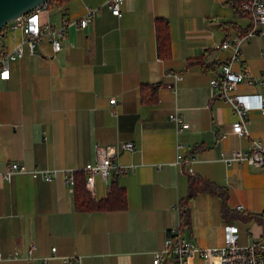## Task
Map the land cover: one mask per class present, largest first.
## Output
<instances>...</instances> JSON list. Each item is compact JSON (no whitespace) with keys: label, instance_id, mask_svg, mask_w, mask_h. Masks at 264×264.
I'll use <instances>...</instances> for the list:
<instances>
[{"label":"crops","instance_id":"crops-1","mask_svg":"<svg viewBox=\"0 0 264 264\" xmlns=\"http://www.w3.org/2000/svg\"><path fill=\"white\" fill-rule=\"evenodd\" d=\"M106 1L51 4L41 20L53 26L80 20L89 7L99 10L88 28L69 27L59 52L43 39L35 53L25 47L23 57L9 63L8 79L0 77V167L18 161L28 168L78 171L97 160L98 147H111L113 160L130 166L118 175L128 206L80 212L61 177L49 182L25 173L9 181L0 177V264H68L65 258L74 254L80 264H154L168 231L180 225L177 204L188 193L189 172L177 162L179 142L196 156L192 175L228 193L226 213L220 196L201 192L191 200V224L183 235L199 248L222 247L224 225L232 223L240 245L261 240L264 174L221 160V153L250 149V141L232 132L237 115L210 84L231 55L230 49L214 51V45L244 36L251 18L237 13L229 0H124L121 16L113 15ZM157 17L170 23V61L157 54ZM22 39L21 29L7 24L0 50ZM205 56L215 66L210 71L189 63ZM233 69L264 72V37L256 32L242 40ZM143 85L150 87L147 93L158 85L155 104L142 101ZM239 92L264 99V86L240 85ZM114 97L117 103L111 104ZM175 114L190 125L180 134ZM248 120L264 145V112L251 110ZM123 142H133L134 150L122 149ZM110 181L95 177L90 192L96 200L106 197ZM32 244L37 249L29 258ZM15 252L20 257L9 259ZM189 264L221 263L219 257L206 261L196 254Z\"/></svg>","mask_w":264,"mask_h":264},{"label":"built area","instance_id":"built-area-1","mask_svg":"<svg viewBox=\"0 0 264 264\" xmlns=\"http://www.w3.org/2000/svg\"><path fill=\"white\" fill-rule=\"evenodd\" d=\"M124 0H107L105 5L115 16L122 15V5ZM47 2L37 7L32 12L23 15L8 23L14 29H21L23 39L12 49L0 50V77L8 79L10 77L9 63L17 60L24 55V48L28 47L30 53H35L36 48L43 39H48L52 43L55 53L61 50L62 40L65 37L70 26L77 25L81 28H88L94 21L99 8H87L84 16L80 20L65 21L59 26H53L49 22L41 20V14L47 10ZM242 10L251 18L252 28L244 36H236L232 41L224 40L216 43L213 50H231V55L221 66L217 76L211 79L210 84L215 91V97L223 99L229 103L237 115V120L233 122L231 130L239 137H246L250 141V149L235 150L230 154L221 153V160L226 164L238 162L242 165L247 164L260 168L264 174V145L261 138L252 135L249 129L248 112L251 110H262L264 112V99L261 94L240 93V85L247 87H263L264 72L258 75L251 74L247 69L236 71L233 64L240 59L241 42L244 38L258 33L264 37V0H247L242 3ZM167 76L181 80L179 73L168 72ZM252 101H255L252 103ZM111 104L117 103V98L110 99ZM177 126V133H182L189 128V123L184 121L179 114L172 116ZM225 133L219 136V140L225 137ZM122 149L134 150L133 142H123ZM114 148L98 147L97 160L89 162L83 168L86 173V187L93 191V184L96 176H101L108 180L114 175L125 174L130 171V166L121 165L113 160ZM178 164L187 172L193 173V164L196 156L185 152V145L177 143ZM73 169L59 168H28L25 164L13 161L5 167H0V177L10 180L16 173H25L33 178L43 181H53L61 177L64 183L73 190L75 184V172ZM239 211L244 210L243 205L237 206ZM264 220V211L262 212ZM225 245L222 247L199 248L195 242L187 239L180 233L178 226L171 228L165 238L164 247L156 252L153 260L154 264H161L165 260H172L171 264H189L190 260L196 254L200 255L206 261L213 257H219L221 264H264V233L261 240L253 241L246 245L238 243V229L232 223H225ZM36 245L32 244L28 249L29 258L34 257ZM18 252L9 254V259L19 258ZM1 259V253H0ZM68 264H80V257L72 255L65 258ZM46 264V262H43Z\"/></svg>","mask_w":264,"mask_h":264},{"label":"trees","instance_id":"trees-1","mask_svg":"<svg viewBox=\"0 0 264 264\" xmlns=\"http://www.w3.org/2000/svg\"><path fill=\"white\" fill-rule=\"evenodd\" d=\"M64 1L65 0H47V6L49 7L51 4L63 5ZM246 1L247 0H229L228 4H230L237 13L247 15L242 10V3ZM247 31L248 30L243 31L242 34L247 33ZM155 35L158 56L165 61H170L173 57L172 37L170 23L166 18L157 17L155 19ZM189 63L200 64L207 71H210L215 67L207 62V56L191 62L189 61ZM157 88L158 85H153L151 91L147 93V90L150 89V87L148 85H143L141 87L142 101L145 104L156 103ZM189 175L188 193L184 198L180 199L177 204L180 222L178 228L182 234L186 228L190 227L191 224L190 202L201 192H207L211 195L220 196L224 202L223 213L227 212L226 200L228 193L224 187L216 185L209 179L197 177L190 173ZM73 204L75 210L80 212L125 210L128 206V194L126 188L119 182L118 175H114L108 185L106 197L101 200H96L86 187V173L83 170H78L75 172Z\"/></svg>","mask_w":264,"mask_h":264},{"label":"water","instance_id":"water-1","mask_svg":"<svg viewBox=\"0 0 264 264\" xmlns=\"http://www.w3.org/2000/svg\"><path fill=\"white\" fill-rule=\"evenodd\" d=\"M47 0H0V33L11 21L32 12Z\"/></svg>","mask_w":264,"mask_h":264}]
</instances>
